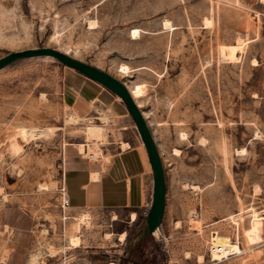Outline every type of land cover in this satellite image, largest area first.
<instances>
[{
    "label": "rangeland",
    "instance_id": "obj_1",
    "mask_svg": "<svg viewBox=\"0 0 264 264\" xmlns=\"http://www.w3.org/2000/svg\"><path fill=\"white\" fill-rule=\"evenodd\" d=\"M39 46L143 85L165 207L142 238L143 210L61 205L68 147L140 136L105 86L68 105L83 73L17 58L0 68V264H264V0H0V56Z\"/></svg>",
    "mask_w": 264,
    "mask_h": 264
},
{
    "label": "crops",
    "instance_id": "obj_2",
    "mask_svg": "<svg viewBox=\"0 0 264 264\" xmlns=\"http://www.w3.org/2000/svg\"><path fill=\"white\" fill-rule=\"evenodd\" d=\"M83 77L87 79L73 87L75 93L67 95L68 105L100 100L105 87L85 75ZM118 114L122 115V112ZM132 132L130 129L119 132L100 151L97 150L94 160L86 158L77 147L67 148L63 186L69 199L68 208L128 207L147 213L153 190L152 169L141 138Z\"/></svg>",
    "mask_w": 264,
    "mask_h": 264
},
{
    "label": "water",
    "instance_id": "obj_3",
    "mask_svg": "<svg viewBox=\"0 0 264 264\" xmlns=\"http://www.w3.org/2000/svg\"><path fill=\"white\" fill-rule=\"evenodd\" d=\"M34 55H52L56 57L63 64L72 67L83 73L85 76L101 83L103 86L118 95L124 102L146 149L152 169V198L145 215V225L142 228L141 237L143 238L147 234L152 235L161 222L165 207L166 185L164 168L152 130L144 116L143 110L139 107L129 88L122 80L105 69L49 46L11 50L0 56V68L17 58Z\"/></svg>",
    "mask_w": 264,
    "mask_h": 264
},
{
    "label": "bare ground",
    "instance_id": "obj_4",
    "mask_svg": "<svg viewBox=\"0 0 264 264\" xmlns=\"http://www.w3.org/2000/svg\"><path fill=\"white\" fill-rule=\"evenodd\" d=\"M139 33H140L139 29H136V30L133 31V35H135V36L139 35ZM143 89H144L143 85H136L135 87L131 88V90L130 89L129 90H130L131 94L133 95V97L135 98V100H139V98L144 95V94L142 95ZM94 148L95 147H94V144H93V148H91V150H94ZM96 157H97V154L95 153V158ZM68 205H69V201H68ZM68 205H66L65 207H68ZM136 216H137V214L135 212H133L132 215H131L132 220H135ZM88 217H89V215H82L79 219L80 220H86V219H89ZM157 228L154 230V234L157 232ZM125 233L126 232H124L122 234V237L125 236ZM79 240H80V238L78 236H72L71 243L73 245H77L79 243ZM230 249H234L233 251H235V250L238 249V245H236V244H232V245H229V244H226V245L214 244L213 248H212V253H213V256H215V257L218 256V258H219L221 256V254H224V253L226 254V252L228 253V251ZM111 264H114V263H111Z\"/></svg>",
    "mask_w": 264,
    "mask_h": 264
},
{
    "label": "built area",
    "instance_id": "obj_5",
    "mask_svg": "<svg viewBox=\"0 0 264 264\" xmlns=\"http://www.w3.org/2000/svg\"><path fill=\"white\" fill-rule=\"evenodd\" d=\"M82 144L84 145V148L82 150H79V152L81 154L85 155L86 158L93 160L95 158V153L93 150H91V148H93V142L92 141H84ZM61 196H62L61 205L65 207L66 205H68L69 199H68L67 193H66L63 185L61 186Z\"/></svg>",
    "mask_w": 264,
    "mask_h": 264
}]
</instances>
